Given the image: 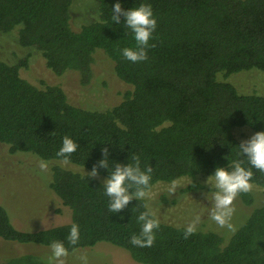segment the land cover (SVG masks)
Returning a JSON list of instances; mask_svg holds the SVG:
<instances>
[{"label":"trees","instance_id":"obj_1","mask_svg":"<svg viewBox=\"0 0 264 264\" xmlns=\"http://www.w3.org/2000/svg\"><path fill=\"white\" fill-rule=\"evenodd\" d=\"M97 1L98 19L74 31L73 0H0V33L17 30L20 46L38 52L56 75L76 72L87 85L94 54L102 50L114 62L118 79L131 86L118 105L88 110L72 105L59 85L40 88L24 79L20 71L28 67V58L17 64L0 59V143L11 154L83 169L75 172L56 164L46 181L61 200L55 201L54 217L69 208L68 223L58 225L53 219L48 226L18 229L0 205V238L49 247L52 240H64L76 223L80 240L75 246L64 241L67 254L106 242L141 264H264V203L227 245L214 232L197 230L185 239V227L160 222L154 244L139 248L130 238L139 232L136 217L144 211L145 199H133L114 214L102 189L107 171L100 169L91 179L87 174L104 146L118 162L139 156L142 167H152L146 193L158 183L208 177L216 166L240 159L236 145L242 141L235 130H264V96L241 94L218 78L252 69L264 72V0H122L126 9L148 2L157 17L148 59L138 63L120 54L135 42L122 24L111 20L116 0ZM65 135L80 147L69 156H57ZM252 185L264 188V172L253 169ZM239 197L252 205L250 192ZM2 264L49 261L27 253Z\"/></svg>","mask_w":264,"mask_h":264},{"label":"rangeland","instance_id":"obj_2","mask_svg":"<svg viewBox=\"0 0 264 264\" xmlns=\"http://www.w3.org/2000/svg\"><path fill=\"white\" fill-rule=\"evenodd\" d=\"M97 0H73L71 8V28L79 31L83 25L98 19ZM28 58V67L22 68L21 76L31 84L42 88L43 85H59L65 91L69 102L88 110H104L118 105L131 86L124 83L115 74L114 62L102 50L94 54L92 78L83 85L76 72L56 75L47 68L43 57L32 49L23 48L18 43V31L9 34L0 33V59L17 64ZM220 81L232 83L241 94L264 96V72L252 69L232 74L228 77L221 74ZM239 140L243 141L254 134L248 128L235 130ZM40 160L30 155L11 154L8 148L0 143V205L9 213L12 224L19 229L31 224L48 226L61 220L68 223L72 219L69 208L55 216V202L61 200L49 191L50 168L59 164L75 172H83L80 167L63 162H47L46 172L39 169ZM206 176L181 178L172 183H158L145 196L147 205L162 223L176 227H186L199 216L198 231L214 232L227 245L233 235L244 224L252 212L264 203V188L252 185L249 191L253 198L250 206L245 205L238 196L234 201L235 211L231 218L232 229L220 227L210 219V201L206 194L209 186L204 184ZM193 184L195 187H193ZM52 193V194H51ZM54 217V218H53ZM54 224L53 226H57ZM62 225V224H58ZM52 227V226H51ZM35 254L49 261L50 247L35 244H18L0 238V264L4 260L21 254ZM55 264H141L134 261L130 254L116 246L101 242L92 248H84L69 253Z\"/></svg>","mask_w":264,"mask_h":264},{"label":"clouds","instance_id":"obj_3","mask_svg":"<svg viewBox=\"0 0 264 264\" xmlns=\"http://www.w3.org/2000/svg\"><path fill=\"white\" fill-rule=\"evenodd\" d=\"M123 18V19H122ZM111 20L116 25L123 26L126 36L131 33L134 45L120 50L123 59L138 63L147 61L148 49L154 38L158 21L153 7L148 2H141L138 6L124 8L122 0H116L111 7ZM105 145L107 143H104ZM236 154L240 159L228 160L226 167L216 166L207 177L204 184L209 186L206 194L211 203L209 216L220 227L232 229L231 218L235 211L234 201L241 193H247L252 189L253 169L264 172V130L257 131L250 138L236 145ZM80 144L71 136L65 135L57 156L66 157L76 152ZM47 161L41 159L39 169L46 172ZM100 169L107 171L103 180L102 189L108 198V210L114 214H120L126 209L133 199L144 200L146 191L152 180L153 169L151 166H143L139 156H129L128 162H118L110 158L107 146L101 148V159L87 172L89 178L99 175ZM193 187L195 185L193 184ZM140 225L138 233L131 235L130 243L134 247H151L156 239V233L160 228V220L147 204L144 211L136 217ZM199 216L184 228V238L187 239L197 232ZM80 226L73 223L64 240H52L49 243L51 257L49 264H55L59 258L67 255L69 245L75 246L80 240Z\"/></svg>","mask_w":264,"mask_h":264}]
</instances>
